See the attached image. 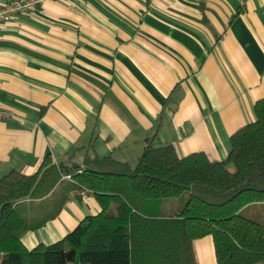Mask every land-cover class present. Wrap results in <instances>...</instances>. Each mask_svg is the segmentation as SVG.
Wrapping results in <instances>:
<instances>
[{
    "label": "crops",
    "instance_id": "1",
    "mask_svg": "<svg viewBox=\"0 0 264 264\" xmlns=\"http://www.w3.org/2000/svg\"><path fill=\"white\" fill-rule=\"evenodd\" d=\"M260 99L264 0H50L0 26V109L13 114L0 119V179L33 175L48 156L64 169L49 196L18 204L48 220L23 244H55L101 212L73 191L74 167H134L153 137L224 161ZM193 247L197 264H216L212 237Z\"/></svg>",
    "mask_w": 264,
    "mask_h": 264
},
{
    "label": "trees",
    "instance_id": "2",
    "mask_svg": "<svg viewBox=\"0 0 264 264\" xmlns=\"http://www.w3.org/2000/svg\"><path fill=\"white\" fill-rule=\"evenodd\" d=\"M253 109L224 161L180 157L153 137L134 167L112 157L74 167L73 191L92 192L101 212L52 245L27 249L22 237L48 220L31 221L17 206L49 196L62 170L51 156L33 175L12 170L0 179V264H197L193 243L208 236L216 264H264V224L243 214L264 204V99Z\"/></svg>",
    "mask_w": 264,
    "mask_h": 264
},
{
    "label": "built area",
    "instance_id": "3",
    "mask_svg": "<svg viewBox=\"0 0 264 264\" xmlns=\"http://www.w3.org/2000/svg\"><path fill=\"white\" fill-rule=\"evenodd\" d=\"M47 1L50 0H14L0 6V26L12 22L18 16L37 12ZM12 117V113L0 109V119H9ZM79 173H82V170ZM66 178L72 180L71 175H67ZM75 194L85 202H88L92 196V192L90 191H80Z\"/></svg>",
    "mask_w": 264,
    "mask_h": 264
},
{
    "label": "rangeland",
    "instance_id": "4",
    "mask_svg": "<svg viewBox=\"0 0 264 264\" xmlns=\"http://www.w3.org/2000/svg\"><path fill=\"white\" fill-rule=\"evenodd\" d=\"M189 195L188 193H185L181 198L174 200V204H182L188 199ZM170 202H173L171 200ZM244 216L246 217H253L260 223L264 224V207H252L251 209L244 211Z\"/></svg>",
    "mask_w": 264,
    "mask_h": 264
},
{
    "label": "water",
    "instance_id": "5",
    "mask_svg": "<svg viewBox=\"0 0 264 264\" xmlns=\"http://www.w3.org/2000/svg\"><path fill=\"white\" fill-rule=\"evenodd\" d=\"M60 169L62 170V172H64V169L60 166Z\"/></svg>",
    "mask_w": 264,
    "mask_h": 264
}]
</instances>
